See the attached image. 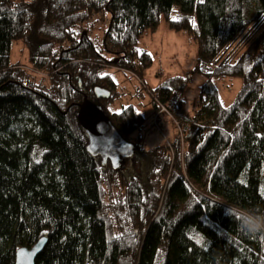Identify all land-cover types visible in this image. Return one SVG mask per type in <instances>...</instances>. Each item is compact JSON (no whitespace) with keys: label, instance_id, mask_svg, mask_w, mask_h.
Returning <instances> with one entry per match:
<instances>
[{"label":"trees","instance_id":"obj_1","mask_svg":"<svg viewBox=\"0 0 264 264\" xmlns=\"http://www.w3.org/2000/svg\"><path fill=\"white\" fill-rule=\"evenodd\" d=\"M163 14L198 49L194 70L151 90L181 122L173 152L143 146L134 105L109 112L118 87L105 72L143 76L154 56L141 41ZM105 22L96 42L90 30ZM14 41L48 84L10 63ZM195 74L208 80L188 116ZM239 76L225 106L213 80ZM87 97L135 147L119 168L88 151ZM228 206L264 209V0H0V264L42 237L35 264H264V239L240 233Z\"/></svg>","mask_w":264,"mask_h":264},{"label":"rangeland","instance_id":"obj_2","mask_svg":"<svg viewBox=\"0 0 264 264\" xmlns=\"http://www.w3.org/2000/svg\"><path fill=\"white\" fill-rule=\"evenodd\" d=\"M96 28H100L101 30L94 32ZM107 29L106 22L104 25L97 24L90 30V36L92 39L95 38L96 42H99L98 40L104 38ZM146 36H144V38L146 37L145 42L149 43L148 41H152L149 45L152 55L154 56V62L143 76H137L132 72L115 66L105 68V72H109L118 87L117 97L114 99L110 98V101H108L110 104L108 109L110 113H114L121 111L124 106L134 105L136 109L143 113L145 119L142 127L138 129L135 134L136 136L143 137V146L146 149H152L166 142L173 152V146L169 141L170 139H175L176 130L183 139L184 133L181 122L177 121L165 104L153 98L151 90L156 89L171 78L183 76L187 72L194 70L197 63L198 49L195 42L190 40L189 35L184 32L173 31L169 28L164 14L161 17L157 31L155 33H149ZM65 49L70 50L71 44L66 45ZM57 54H60V51H58ZM102 55L107 62H110L113 58V56L107 55V53L105 54L103 51ZM55 57L54 59L56 60ZM10 63L12 65H20L25 69L33 78L32 81L48 84V79L43 78V73L41 71L35 72L31 68L30 52L22 41H14L12 43ZM207 80V76L195 74L184 92L183 104L185 113L188 114V116H193L195 114V100L199 97L202 86ZM213 82L218 89L220 100L225 106H230L234 103L244 86V78L240 76L214 79ZM102 89L109 91L106 88ZM89 100L96 104L93 100ZM153 101L157 103L158 107L152 104ZM152 113L153 115L151 117ZM40 159L41 153L35 157L36 161ZM106 200L110 201L107 196Z\"/></svg>","mask_w":264,"mask_h":264},{"label":"water","instance_id":"obj_3","mask_svg":"<svg viewBox=\"0 0 264 264\" xmlns=\"http://www.w3.org/2000/svg\"><path fill=\"white\" fill-rule=\"evenodd\" d=\"M94 93L98 99L111 96L110 91L102 88H95ZM77 117L89 137L88 151L100 155L104 164L110 162L114 168H119L123 159L133 156L134 145L120 135L101 106L85 98ZM46 243L47 238H40L32 248H19L15 264H35Z\"/></svg>","mask_w":264,"mask_h":264},{"label":"clouds","instance_id":"obj_4","mask_svg":"<svg viewBox=\"0 0 264 264\" xmlns=\"http://www.w3.org/2000/svg\"><path fill=\"white\" fill-rule=\"evenodd\" d=\"M226 215L233 219L240 233L264 239V209L228 206Z\"/></svg>","mask_w":264,"mask_h":264},{"label":"crops","instance_id":"obj_5","mask_svg":"<svg viewBox=\"0 0 264 264\" xmlns=\"http://www.w3.org/2000/svg\"><path fill=\"white\" fill-rule=\"evenodd\" d=\"M98 30H101L100 28L98 29V28H96V29H94V32H97ZM149 36V35H148ZM147 37V36H146ZM145 37V38H146ZM145 38L141 41L142 42V46H143V48H146V49H148L150 52H151V50H150V43L152 42L151 40L150 41H148L149 43H147V42H145ZM152 53V52H151ZM136 108V107H135ZM138 110V109H137ZM140 113H141V111L140 110H138ZM153 113H154V107H153ZM153 113L151 114V117H152V115H153ZM143 114V113H142Z\"/></svg>","mask_w":264,"mask_h":264},{"label":"bare ground","instance_id":"obj_6","mask_svg":"<svg viewBox=\"0 0 264 264\" xmlns=\"http://www.w3.org/2000/svg\"><path fill=\"white\" fill-rule=\"evenodd\" d=\"M42 238H46V237H42Z\"/></svg>","mask_w":264,"mask_h":264}]
</instances>
